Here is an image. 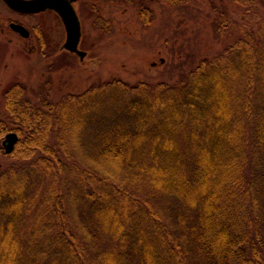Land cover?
I'll return each mask as SVG.
<instances>
[{"label": "trees", "instance_id": "obj_1", "mask_svg": "<svg viewBox=\"0 0 264 264\" xmlns=\"http://www.w3.org/2000/svg\"><path fill=\"white\" fill-rule=\"evenodd\" d=\"M239 33L173 82L6 86L0 264H264V19Z\"/></svg>", "mask_w": 264, "mask_h": 264}, {"label": "rangeland", "instance_id": "obj_2", "mask_svg": "<svg viewBox=\"0 0 264 264\" xmlns=\"http://www.w3.org/2000/svg\"><path fill=\"white\" fill-rule=\"evenodd\" d=\"M89 2L94 4L81 0L76 5L81 25L79 48L86 52L82 61L60 50L65 32L55 14L34 15L32 24L39 29H34L28 39L0 37L1 111V93L17 81L25 85L32 97L48 91L53 100L68 93H81L95 82L113 78L130 84L173 82L237 39L239 25L254 26L264 19L263 0H253L249 8L233 0H191L189 3L155 0L147 4L149 23L139 16L136 2L98 3L96 11H92ZM219 16L227 19V29L218 26ZM13 19L17 17L7 19L4 26L8 28ZM7 139L0 143L2 166L10 162L4 155L3 143Z\"/></svg>", "mask_w": 264, "mask_h": 264}, {"label": "water", "instance_id": "obj_3", "mask_svg": "<svg viewBox=\"0 0 264 264\" xmlns=\"http://www.w3.org/2000/svg\"><path fill=\"white\" fill-rule=\"evenodd\" d=\"M8 7L21 13H39L45 10L54 11L60 18L65 29V42L62 48L70 53L76 54L80 59L85 57V52L78 49L81 30L79 20L72 6L77 0H3ZM13 29L27 38L29 33L21 26L12 25ZM4 141L3 146L6 152L10 151L16 139L15 134L11 133Z\"/></svg>", "mask_w": 264, "mask_h": 264}, {"label": "flooded vegetation", "instance_id": "obj_4", "mask_svg": "<svg viewBox=\"0 0 264 264\" xmlns=\"http://www.w3.org/2000/svg\"><path fill=\"white\" fill-rule=\"evenodd\" d=\"M81 0H77V1H75L74 3H72V6H73V8H74V10H75V13H76V15H77V18H78V20H79V16H78V13H77V9H76V5L80 2ZM91 2L93 1L94 2V4H91L90 2V6L92 5V11H96V7H97V4L98 3H103V2H109V1H111L112 2V0H90ZM130 3H132V2H139V3H142L144 6H145V8H146V10L149 12L150 11V9L148 8V6H147V4L148 3H152L153 1H155V0H128ZM88 8V7H87ZM94 9V10H93ZM147 11H145V9L143 10V9H140L139 10V13L141 14V13H146ZM41 13H47V14H55V15H57L54 11H52V10H45V11H42V12H39V13H21V12H18V11H15V10H13V9H11L10 7H8V5L3 1V0H0V37L2 38V37H4L5 35H10L11 37H18V38H21V39H28L30 36H31V34H32V31L34 30V29H39V27L37 26V25H33L32 24V18H33V16L35 15L36 16V14H41ZM58 16V15H57ZM1 17H4V20L1 18ZM12 17H17V19H13V21H11V22H9V27L8 28H6L4 25V23H5V21L7 20V19H12ZM18 19H20V20H25V22H18L17 20ZM60 19V18H59ZM61 21V20H60ZM79 24H80V20H79ZM12 25H18V26H21V27H23L28 33H29V35H28V37L27 38H25V37H23L21 34H19L17 31H15L14 29H13V27H12ZM63 25V24H62ZM64 27V26H63ZM80 27H81V25H80ZM63 30H64V32H65V29L63 28ZM38 35L40 36V33H39V31H38ZM8 37V36H7ZM66 37V36H65ZM45 38V36L44 37H42V39H44ZM1 40V39H0ZM42 42H44V41H42ZM65 42V41H64ZM44 44V43H43ZM64 44V43H63ZM63 44H62V46H63ZM44 46L47 48L48 47V44L45 42V44H44ZM62 46H61V48H60V50H62V51H64V52H66L63 48H62ZM80 49V48H79ZM72 54V53H71ZM72 55H75V54H72ZM75 56H77V55H75ZM78 57V56H77ZM79 58V57H78ZM79 60L80 61H82L83 59H80L79 58Z\"/></svg>", "mask_w": 264, "mask_h": 264}]
</instances>
